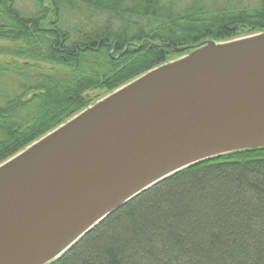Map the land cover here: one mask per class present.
I'll list each match as a JSON object with an SVG mask.
<instances>
[{
    "label": "trees",
    "instance_id": "obj_1",
    "mask_svg": "<svg viewBox=\"0 0 264 264\" xmlns=\"http://www.w3.org/2000/svg\"><path fill=\"white\" fill-rule=\"evenodd\" d=\"M31 1L0 0V163L181 53L154 43L264 31V0ZM50 264H264V148L174 173Z\"/></svg>",
    "mask_w": 264,
    "mask_h": 264
},
{
    "label": "water",
    "instance_id": "obj_2",
    "mask_svg": "<svg viewBox=\"0 0 264 264\" xmlns=\"http://www.w3.org/2000/svg\"><path fill=\"white\" fill-rule=\"evenodd\" d=\"M154 44L190 50L0 163V264H50L174 173L264 148V31Z\"/></svg>",
    "mask_w": 264,
    "mask_h": 264
},
{
    "label": "rangeland",
    "instance_id": "obj_3",
    "mask_svg": "<svg viewBox=\"0 0 264 264\" xmlns=\"http://www.w3.org/2000/svg\"><path fill=\"white\" fill-rule=\"evenodd\" d=\"M18 3H19V6H22L24 10H26L27 13H33V10H34V4L31 0H18ZM245 36V35H244ZM239 37H242V36H239ZM0 44H3L1 41H0ZM176 52V51H175ZM188 51H183L181 52L180 54H176V55H172V57L170 58V60H173V59H176L182 55H184L185 53H187ZM97 94H100V91H93V92H90L89 95H92V96H95ZM107 95V94H105ZM104 94H100V99L102 97L105 96Z\"/></svg>",
    "mask_w": 264,
    "mask_h": 264
}]
</instances>
